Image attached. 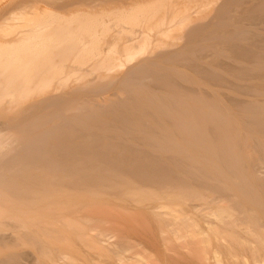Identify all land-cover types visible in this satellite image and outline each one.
Returning a JSON list of instances; mask_svg holds the SVG:
<instances>
[{
	"label": "bare ground",
	"instance_id": "obj_1",
	"mask_svg": "<svg viewBox=\"0 0 264 264\" xmlns=\"http://www.w3.org/2000/svg\"><path fill=\"white\" fill-rule=\"evenodd\" d=\"M215 3L172 51L135 53L116 78L77 86L84 95H52L10 117L0 131V264H20L25 245L32 264H137L141 242L203 243L208 230L225 264H264V0ZM40 26L1 41L9 64L20 52V67H36L26 55L70 35ZM136 34L132 43L149 35ZM83 45L63 52L86 54ZM9 73L0 95L31 93L5 91L33 86Z\"/></svg>",
	"mask_w": 264,
	"mask_h": 264
},
{
	"label": "rangeland",
	"instance_id": "obj_2",
	"mask_svg": "<svg viewBox=\"0 0 264 264\" xmlns=\"http://www.w3.org/2000/svg\"><path fill=\"white\" fill-rule=\"evenodd\" d=\"M217 1L220 2V0H0V43L1 41L12 42V40H18L19 37L18 39L16 37L21 35L20 33L24 31L31 32L38 24L43 29L47 28V33L50 31L49 34L42 32L41 34L43 35L56 34L58 32L57 29L64 27L66 28V33L70 32V35L66 37H64L65 35L56 37L53 40L54 46L50 48L44 47L35 54L26 55L37 59L40 67L32 66L27 69L20 67L15 61H18V58L21 60L24 55L4 48L2 53L3 51L7 52V54L14 53L12 54L14 62L9 64L11 61L8 60L10 55L4 56V53L1 54L0 52V83L6 82L7 79L12 80L8 76L9 72V75L12 72H20L22 74L19 76L21 80L18 78V80H14L15 82L33 84L30 88L4 89L5 91H30L31 93H6L0 95V131L6 128L5 124L10 117H21L29 114L31 107L34 109L52 95L73 92L78 96H82L84 95L83 91H81L82 93L80 91H78L79 93L75 92V90L80 89L77 86L86 83H99L101 80L103 82V78L106 77L104 79L107 80L109 74L112 78L113 76L116 78L117 75H121L123 70L127 69L138 59L142 61V59H150V57H157L159 54H166L172 51L176 46L184 43L183 36L193 24L202 22L207 15L212 14L214 6H217L215 3ZM145 10L149 15L145 13ZM142 11H144V15ZM46 19H48V22L45 21ZM57 25L63 27L59 26L58 28ZM51 26L55 27V32L52 30L54 27L52 28ZM141 29L145 34H149L147 35L148 38L145 41L137 39L139 42L132 43L130 41L131 37L136 36L137 32L142 31ZM160 30H164V33L158 35ZM72 33H75L78 39L71 36ZM135 40L132 39V41ZM80 42L84 43L82 49L86 54L79 55L77 53L63 52V48L68 44H79ZM127 48L130 52L128 55H126ZM108 52H113L114 56L112 53L107 56ZM135 53L137 54V59L130 61V56ZM112 59H115L118 66L115 65L116 68L108 71L101 70L100 67L104 64L102 61L111 62ZM42 62L48 64L45 69L41 68V66H44ZM14 63L18 66L16 64L15 66ZM19 68L21 69L18 70ZM112 78L109 79L112 80ZM60 84L63 86L60 87ZM114 90L112 88L107 90V92L99 93V96L97 92L96 94L93 93L95 96L97 95L96 98L99 97L100 100H104L105 96L108 97V95L115 93L113 92ZM93 93H91L92 96ZM33 109L32 111H34ZM210 220L215 221L214 218ZM202 221V228L207 229V225ZM209 232L213 231H207L208 237L202 236L203 243L195 239L186 241L178 239L177 241L174 237H171L172 242L167 243L157 239L152 248L149 243L148 247L144 242L140 241L139 247L142 248L141 250L143 248L147 250V253H143L142 259L146 258L147 261H151L150 264H180L178 261L188 262V264H217L220 260L216 262V259L221 258L222 263L225 264L224 256L219 254V257H217L218 253H214L217 238L214 233L209 235ZM207 238L209 239L206 240ZM189 241L199 242L197 245L200 246L198 247V252L193 253V245H189ZM202 247L204 248L203 251ZM20 249L24 252L20 264H32L31 246L25 245ZM85 249L87 248L85 247ZM127 252L128 254L132 253L130 251ZM70 254L68 253L69 258L71 256H74V258L71 260L67 259L69 263L72 260H80L78 256ZM148 256L152 258H148ZM139 259L140 256L131 263L138 260L136 262L138 264L139 261L141 262V259ZM152 259L155 260L153 261ZM143 260L141 263L146 264ZM67 261L65 260V263Z\"/></svg>",
	"mask_w": 264,
	"mask_h": 264
}]
</instances>
